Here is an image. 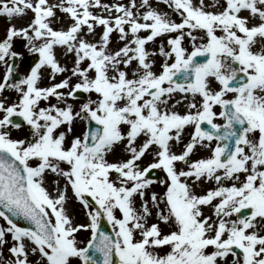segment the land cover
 Returning a JSON list of instances; mask_svg holds the SVG:
<instances>
[{
    "label": "snow or ice",
    "instance_id": "6c2138e0",
    "mask_svg": "<svg viewBox=\"0 0 264 264\" xmlns=\"http://www.w3.org/2000/svg\"><path fill=\"white\" fill-rule=\"evenodd\" d=\"M0 17V264H264V0Z\"/></svg>",
    "mask_w": 264,
    "mask_h": 264
},
{
    "label": "rangeland",
    "instance_id": "374dc122",
    "mask_svg": "<svg viewBox=\"0 0 264 264\" xmlns=\"http://www.w3.org/2000/svg\"><path fill=\"white\" fill-rule=\"evenodd\" d=\"M16 23L19 25V24L23 23V21H19V20H18V21H16ZM4 24H5V20H4V18L0 17V33H2V28H3V25H4ZM17 47L19 48L20 45L18 44ZM20 50H23V49L21 48ZM25 57H26V59H27V64H25V63H21V65H20V69H19V72H20V73H24V72H26V71L28 70L29 59H30L31 57H29L27 53H25ZM16 134H17V135H22L23 133H16ZM162 175H163V173H162Z\"/></svg>",
    "mask_w": 264,
    "mask_h": 264
},
{
    "label": "water",
    "instance_id": "95a60500",
    "mask_svg": "<svg viewBox=\"0 0 264 264\" xmlns=\"http://www.w3.org/2000/svg\"><path fill=\"white\" fill-rule=\"evenodd\" d=\"M31 63H32V60H31V58H30V62H29V64H31ZM156 174H157L158 176H161V174H160L159 171H158ZM105 228H106V230H110V226L107 225L106 222H105Z\"/></svg>",
    "mask_w": 264,
    "mask_h": 264
}]
</instances>
